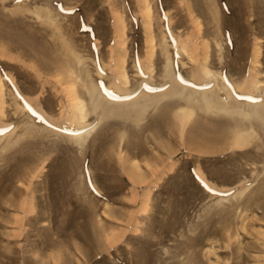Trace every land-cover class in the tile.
I'll use <instances>...</instances> for the list:
<instances>
[{"label":"rangeland","instance_id":"rangeland-1","mask_svg":"<svg viewBox=\"0 0 264 264\" xmlns=\"http://www.w3.org/2000/svg\"><path fill=\"white\" fill-rule=\"evenodd\" d=\"M168 58L189 87L206 66L254 103L264 0H0V264H264L258 122L184 121L172 98L104 117L82 146L64 132L89 90L166 89Z\"/></svg>","mask_w":264,"mask_h":264},{"label":"bare ground","instance_id":"bare-ground-1","mask_svg":"<svg viewBox=\"0 0 264 264\" xmlns=\"http://www.w3.org/2000/svg\"><path fill=\"white\" fill-rule=\"evenodd\" d=\"M145 11L148 12V9H145ZM149 27L148 29H150ZM150 37L151 41H149V44L151 48L149 50V56H151V53H153L155 50L152 46V41L154 40L152 39L151 35ZM174 41L173 43L176 44V41ZM174 44L172 45L174 46ZM180 44L179 48H181V50L183 51V45ZM166 50H164V52ZM166 62L167 64L165 65L163 76L165 81L170 82L168 83L166 89L165 87H160L161 89H159L158 87L156 88L149 81H146L147 79H144L145 81H143L140 85V91L137 93V95H132L131 92L126 88H121V86H119L120 83L118 84L113 82L114 84L106 88L105 92H99L96 88L92 90L88 89V93L91 91L90 93L92 94L91 95L89 93L91 96L90 104H88L91 106L90 109L86 107V103H84V101L81 100L79 96H75L72 101L69 120L67 118L68 125H66V127L68 130H65V128L64 132H67L70 137H73L76 141L75 143H78L80 146H82L85 144L88 137H90L91 133L93 134V131L96 130V126L99 125L100 120L104 119V117L111 115H118L119 117H131L132 114H135L137 116H135V121L140 122L143 114L147 111V109L151 108L152 105L156 106L161 101L172 98H177L179 100L185 101V107L180 108V112L184 117V121H187L189 116L194 113V109L197 108L205 113H222L230 116L237 115L239 117L251 119L254 120L255 123L258 122L264 128V96L255 100L254 103L242 102V100H245L243 96H246L247 92L243 93L242 90H240L236 87L235 84L230 82L227 77L225 78L224 76L219 75L216 72L214 73L206 66L201 67V74L203 76V79L200 80L201 83H197L198 86H195L196 88L189 87L188 84H190V82L192 81L189 80L190 82H187V84L184 81V78L182 79L181 77L174 76V74H172L171 72L172 70L170 69L171 66L169 58ZM119 77L122 78L121 80L123 81V86H127L128 78L125 76V74L122 73ZM219 81L222 84V87L219 85ZM254 85L256 86V88H258L259 83L256 84L255 82ZM220 91H223L225 93L224 99L220 98L218 94V92ZM251 92H254V89ZM257 93H259L258 89L255 90V94ZM146 98L148 100H145ZM142 99H144V101H141ZM229 99L231 100L229 101ZM120 104H123L124 106L122 105L123 107H121ZM96 111L100 112L99 118L93 123H88V116ZM260 125L259 127H261ZM250 185L236 190L232 194V197H241L242 195H244L246 190L250 188Z\"/></svg>","mask_w":264,"mask_h":264},{"label":"snow or ice","instance_id":"snow-or-ice-1","mask_svg":"<svg viewBox=\"0 0 264 264\" xmlns=\"http://www.w3.org/2000/svg\"><path fill=\"white\" fill-rule=\"evenodd\" d=\"M30 111H31V109H30Z\"/></svg>","mask_w":264,"mask_h":264}]
</instances>
